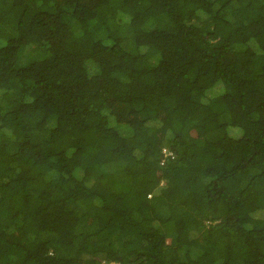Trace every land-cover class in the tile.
<instances>
[{
  "label": "trees",
  "instance_id": "obj_1",
  "mask_svg": "<svg viewBox=\"0 0 264 264\" xmlns=\"http://www.w3.org/2000/svg\"><path fill=\"white\" fill-rule=\"evenodd\" d=\"M0 264H264V0H0Z\"/></svg>",
  "mask_w": 264,
  "mask_h": 264
},
{
  "label": "clouds",
  "instance_id": "obj_2",
  "mask_svg": "<svg viewBox=\"0 0 264 264\" xmlns=\"http://www.w3.org/2000/svg\"><path fill=\"white\" fill-rule=\"evenodd\" d=\"M166 150V149H165Z\"/></svg>",
  "mask_w": 264,
  "mask_h": 264
}]
</instances>
